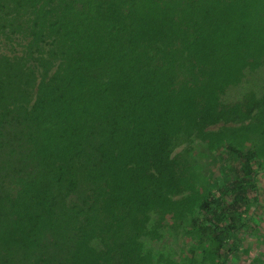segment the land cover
<instances>
[{"label": "trees", "instance_id": "trees-1", "mask_svg": "<svg viewBox=\"0 0 264 264\" xmlns=\"http://www.w3.org/2000/svg\"><path fill=\"white\" fill-rule=\"evenodd\" d=\"M252 241L264 0H0V264H243Z\"/></svg>", "mask_w": 264, "mask_h": 264}, {"label": "rangeland", "instance_id": "rangeland-1", "mask_svg": "<svg viewBox=\"0 0 264 264\" xmlns=\"http://www.w3.org/2000/svg\"><path fill=\"white\" fill-rule=\"evenodd\" d=\"M245 249H251L254 250L253 252L250 251H246L244 253V256L246 258V261H250L248 263H244L242 261L243 264H254L255 262H257L258 264H264V244L263 245H258L255 241H252V243L247 242V244H245ZM262 249L261 251L259 250ZM263 251V252H262ZM256 252L258 254H256Z\"/></svg>", "mask_w": 264, "mask_h": 264}]
</instances>
